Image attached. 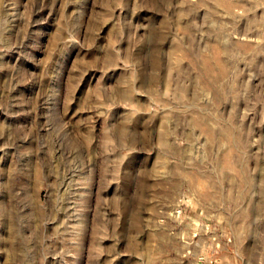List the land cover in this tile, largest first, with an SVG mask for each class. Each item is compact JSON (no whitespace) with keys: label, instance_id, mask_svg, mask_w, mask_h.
Here are the masks:
<instances>
[{"label":"rangeland","instance_id":"374dc122","mask_svg":"<svg viewBox=\"0 0 264 264\" xmlns=\"http://www.w3.org/2000/svg\"><path fill=\"white\" fill-rule=\"evenodd\" d=\"M0 264H264V0H0Z\"/></svg>","mask_w":264,"mask_h":264}]
</instances>
